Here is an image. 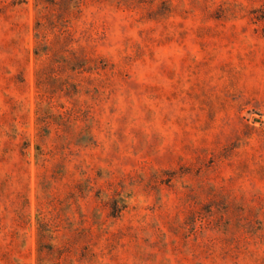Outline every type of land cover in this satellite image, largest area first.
<instances>
[{
  "label": "rangeland",
  "instance_id": "1",
  "mask_svg": "<svg viewBox=\"0 0 264 264\" xmlns=\"http://www.w3.org/2000/svg\"><path fill=\"white\" fill-rule=\"evenodd\" d=\"M0 264H264V0H0Z\"/></svg>",
  "mask_w": 264,
  "mask_h": 264
}]
</instances>
